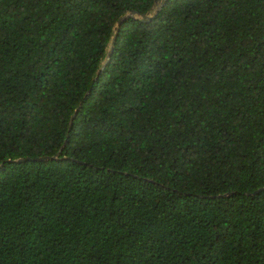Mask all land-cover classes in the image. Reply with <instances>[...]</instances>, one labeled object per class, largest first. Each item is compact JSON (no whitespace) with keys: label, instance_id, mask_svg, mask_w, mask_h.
Instances as JSON below:
<instances>
[{"label":"trees","instance_id":"obj_1","mask_svg":"<svg viewBox=\"0 0 264 264\" xmlns=\"http://www.w3.org/2000/svg\"><path fill=\"white\" fill-rule=\"evenodd\" d=\"M155 1L0 0V264H264V0H168L104 67Z\"/></svg>","mask_w":264,"mask_h":264},{"label":"water","instance_id":"obj_2","mask_svg":"<svg viewBox=\"0 0 264 264\" xmlns=\"http://www.w3.org/2000/svg\"><path fill=\"white\" fill-rule=\"evenodd\" d=\"M167 1L168 0H156L154 7L147 14H139L136 11H131L130 13L125 15L124 17L120 18V20L118 21V24L115 28V35L113 36L112 41L110 43V49L108 51L107 60L104 64V67L108 64V62L110 61V59L112 57V54H113L115 46H116L117 36H118V33L120 31V27L122 26V24L125 23L129 19H140L143 22H150L152 19H154L158 15V13L162 10V8L164 7V5L166 4ZM57 157L58 156L42 157V158L37 159V161L38 162H46V161L55 160V159H57ZM28 161H34V160L29 159V158H22V159L14 160L13 162L25 163ZM9 162H11V161H9ZM2 167H3V165L0 166V168H2Z\"/></svg>","mask_w":264,"mask_h":264}]
</instances>
